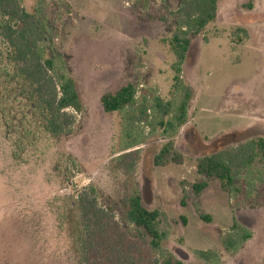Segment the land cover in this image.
Returning <instances> with one entry per match:
<instances>
[{
    "label": "rangeland",
    "instance_id": "obj_1",
    "mask_svg": "<svg viewBox=\"0 0 264 264\" xmlns=\"http://www.w3.org/2000/svg\"><path fill=\"white\" fill-rule=\"evenodd\" d=\"M183 1L23 0L45 29L46 57L77 81L84 112L71 133L38 150H19L4 120L28 111L3 76L7 46L0 38V264H81L78 196L89 186L118 212L133 187L145 206L162 211L167 237L160 260L213 264L200 257L203 251L217 255L214 264H264L263 158L237 174L231 193L196 171L204 156L264 138V0H219L216 20L187 36L191 47L180 81L193 97L186 124L169 136L160 123L174 118L183 97L174 86L172 46ZM129 83L137 87V104L105 113L102 96ZM157 98L172 102L169 118L154 108ZM127 126L143 143L120 152ZM169 140L184 164L156 167L154 157ZM134 150L137 162L127 173L120 158ZM201 181L209 186L197 196L193 185ZM241 230L252 238L228 250Z\"/></svg>",
    "mask_w": 264,
    "mask_h": 264
},
{
    "label": "trees",
    "instance_id": "obj_2",
    "mask_svg": "<svg viewBox=\"0 0 264 264\" xmlns=\"http://www.w3.org/2000/svg\"><path fill=\"white\" fill-rule=\"evenodd\" d=\"M218 2H182L179 10L182 21L172 46L178 59L174 86L183 92V97L174 118L160 123L165 135L173 136L186 124L193 97L192 90L180 81V65L191 47V40L187 36L199 34L216 20ZM0 38L7 46L3 76L8 77L15 86V100L26 104L28 111L13 120L3 119L7 131L13 134V143L19 150L25 147L38 150L43 142L71 133L79 125V117L84 112L79 85L55 59L46 57L43 47L45 29L35 15L25 10L23 0H0ZM137 92V87L129 83L116 92L104 94L101 98L104 112H123L134 107L137 104ZM154 108L163 118H169L173 104L157 98ZM140 112L147 116L148 108L143 106ZM125 130L122 140L127 142L121 145L120 152L129 151L143 143L139 135L132 136L130 126ZM137 155L138 150H134L120 158L127 173L135 167ZM258 157L264 160V138L261 137L250 139L237 148L221 149L200 158L196 171L200 176L218 180L221 189L231 193L237 174L251 167ZM153 162L156 167H164L169 163L183 165L184 157L176 150L174 142L169 140L161 146ZM208 186L207 181H201L193 185V190L197 196H201ZM78 202L83 221L76 236L81 264H188L173 256L159 259L158 253L167 237L161 228L162 211L145 206L138 189L132 188L120 212L102 202L94 186L85 188L79 194ZM201 219L212 221L211 216L205 214H201ZM127 226H133L138 231ZM251 238L249 231L241 230L240 238L228 240L227 248L232 252L237 251ZM199 254L209 263L218 262L215 253L202 251Z\"/></svg>",
    "mask_w": 264,
    "mask_h": 264
}]
</instances>
